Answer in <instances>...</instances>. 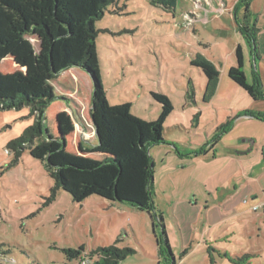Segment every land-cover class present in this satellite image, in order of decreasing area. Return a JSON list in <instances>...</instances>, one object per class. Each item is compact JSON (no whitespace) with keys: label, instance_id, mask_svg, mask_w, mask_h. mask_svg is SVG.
<instances>
[{"label":"rangeland","instance_id":"rangeland-1","mask_svg":"<svg viewBox=\"0 0 264 264\" xmlns=\"http://www.w3.org/2000/svg\"><path fill=\"white\" fill-rule=\"evenodd\" d=\"M6 1L12 0L0 4ZM151 1L118 0L94 28L103 103H128L130 114L146 123L160 113L152 94L173 108L163 125L164 145L148 155L155 216L96 196L76 204L52 191L47 162L28 151L15 164L12 152L5 155L7 144L33 125L29 110L0 111V251H9L16 264H92V250L118 239L120 248L136 252L120 264H264V0L241 7L239 0H177L173 14ZM255 18L260 60L241 32ZM38 51L34 37L1 49L0 75L23 71ZM196 55L219 71L207 103L205 78L190 65ZM79 72L49 85L67 101L44 117V138L51 139L60 113L74 119L64 152L70 161L79 159L80 143H94L92 87ZM162 231L169 254L157 245ZM80 247L82 259L68 261L64 252ZM0 262L9 264L2 256Z\"/></svg>","mask_w":264,"mask_h":264},{"label":"trees","instance_id":"trees-1","mask_svg":"<svg viewBox=\"0 0 264 264\" xmlns=\"http://www.w3.org/2000/svg\"><path fill=\"white\" fill-rule=\"evenodd\" d=\"M1 1V0H0ZM118 0H12L0 4L4 21L0 25V50L19 43L25 37H34L39 42L38 53L28 60L23 71L4 78L0 75V111L27 108L34 119L18 139L10 141L7 149L17 163L24 151L46 163V170L54 181L52 191L62 190L73 203L81 204L96 196L111 204L126 205L148 217L155 216L153 207L152 159L148 156L153 147L164 145L163 125L172 114L169 100L159 94L152 98L159 105L158 120L143 122L130 114V104L107 107L103 103V92L97 71L94 25L104 12ZM245 0H239L238 6ZM177 0H152L174 13ZM253 59L260 60L258 29L254 24L241 27ZM190 65L198 69L205 78L203 102L207 103L215 94L219 83V71L214 64L196 55ZM80 70L92 87V121L96 144L90 148L78 145L79 159L70 161L64 157L67 140L75 132L74 119L60 113L57 133L54 138H44V117L55 103L67 100L55 95L49 85L63 73ZM96 111V113H95ZM249 117L253 115L248 114ZM91 156L98 159L93 160ZM118 239L113 246L92 250L88 256L92 264H120L136 252L131 248H120ZM157 245L161 253L169 254L164 231ZM9 251H0L7 259ZM68 261L80 260L85 254L83 247L64 252ZM2 263V262H0ZM6 264V263H5Z\"/></svg>","mask_w":264,"mask_h":264},{"label":"crops","instance_id":"crops-1","mask_svg":"<svg viewBox=\"0 0 264 264\" xmlns=\"http://www.w3.org/2000/svg\"><path fill=\"white\" fill-rule=\"evenodd\" d=\"M71 71H74V70H71ZM71 71H67V72H71ZM67 72H65V73H67ZM65 73H63V74H65ZM63 74H62V75H63ZM79 75H80V76L82 75L81 72H79ZM55 95H56V94H55ZM57 104H58V102L55 103V104H53L50 108H52V107L54 108ZM61 104H62L63 106L65 105L64 103H61ZM61 104H60V105H61ZM66 105H67V108H68L69 110L72 111V108L70 107V103H66ZM50 108H49V109H50ZM73 113H74V115L76 114L75 112H73ZM93 131H94V133H93V134H94V143L90 144L91 147L94 146V145L96 144V141H95V139H96V138H95V130H93ZM84 143H85V142H84ZM80 144H81V143H80ZM80 144H79V145H80ZM81 145H82V144H81ZM83 145L85 146V144H83ZM83 145H82V146H83ZM110 204H111V203H110ZM111 205H116V204H111ZM132 209H133V208H132Z\"/></svg>","mask_w":264,"mask_h":264},{"label":"built area","instance_id":"built-area-1","mask_svg":"<svg viewBox=\"0 0 264 264\" xmlns=\"http://www.w3.org/2000/svg\"><path fill=\"white\" fill-rule=\"evenodd\" d=\"M9 154H10L9 150H6L5 155H9ZM0 175H1V171H0ZM87 264H90V263H87Z\"/></svg>","mask_w":264,"mask_h":264}]
</instances>
